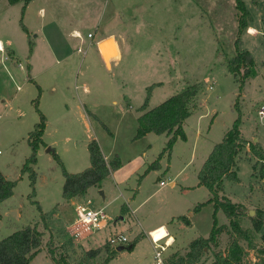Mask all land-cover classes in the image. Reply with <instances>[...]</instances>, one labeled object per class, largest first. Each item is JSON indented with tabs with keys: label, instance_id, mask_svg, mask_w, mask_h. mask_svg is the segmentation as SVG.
<instances>
[{
	"label": "rangeland",
	"instance_id": "obj_1",
	"mask_svg": "<svg viewBox=\"0 0 264 264\" xmlns=\"http://www.w3.org/2000/svg\"><path fill=\"white\" fill-rule=\"evenodd\" d=\"M52 2L54 7L61 10L57 12L60 13V19L62 18L61 22L48 21L47 17L38 14L41 0H36L28 6L29 12L26 16L24 13L27 6L24 8V2L10 4L7 0H0V37L13 41L11 46L16 50L17 63H22L15 64L13 59L8 57V51H0V170L8 179L17 181L13 195L0 203V239L27 224L39 221L45 235L41 254H37L32 264H136L135 255L130 254L129 250L123 251L121 255L122 252L110 246L108 241L111 235L120 233L124 227L103 239L102 235L98 234L106 231L105 229L83 239L72 235L71 231L76 227L73 226L76 221V205H67L66 202L57 204L62 202L63 198V168L54 153H47L45 150L49 147L56 150L58 147L63 155L60 156L57 150L56 152L69 172L80 169L75 171L79 172L88 167L83 164L84 150L90 164L89 149L80 144L89 135L101 142L107 152L112 150L113 156H119L123 163V184L116 186L112 178H106L102 189L94 187L90 190L89 198L97 207L106 206L113 220L120 219L124 199L119 198V188L124 191V186H136L139 178L143 176L140 177L136 172L134 175L132 171L140 167L138 165L142 161H151L154 157L157 159L168 141L166 134L156 133L136 138L137 118L149 88L154 85L152 99L149 101V109H152L183 90L189 83H199L203 87L196 98L195 109L199 104L204 106L200 107L196 117L190 118L187 123L186 130L191 135L190 141L187 145L183 142L178 145L179 152L175 153L176 157L170 159L171 156L166 154L161 157L160 160L163 159L167 164H170L171 160L173 170L169 171L170 168L163 165L162 169L159 168L160 172H151L147 178V193H153L151 205L165 198L169 184L162 187L160 181H168V176L175 177L181 170L177 181L193 185L196 182L195 169L207 151L206 142L196 135L195 120L199 115H202L200 124L203 136L216 143L222 141L225 132L233 127L239 116L242 118L241 130L245 137L257 136L261 137V140L264 139V118L258 114L264 105V35L259 32L249 36L247 31L239 32L241 12L237 7V0ZM248 4L251 7L250 13L254 15L253 25L259 28L261 22L263 26L262 6L256 8L250 0ZM115 10L120 12L119 22L122 24L123 20V28L131 35L133 41L126 44L120 64L109 70L95 54V46L88 33H95L97 38L107 24H112L111 27L118 25L112 21ZM80 19L84 22L76 27L80 29L83 37H73L69 34V29L73 23L76 24V20L81 22ZM23 24L30 28V31L24 30ZM239 35L245 43L244 46H248L255 54L259 75L254 80L246 81L242 88L241 74L228 70V61L236 54L237 45H242L241 42L236 43ZM111 48L108 51H111ZM82 63L91 65L86 75L81 72ZM26 65L31 67V75L51 66L50 72L58 79L62 94L75 98L81 107H85V101L89 99L88 106L99 117L92 116L93 125L85 127V123H81L82 119L76 115L64 118V124H60L51 116L50 136H43V139L48 142L52 138L56 140L57 146L41 144L38 148L37 163L33 166L37 173L35 192L31 185L30 173L22 169L32 154L28 138L35 124L40 121L38 109L45 116L47 110L52 115V109L49 108L51 93L45 88L43 95V88L39 83L28 77ZM84 83L91 89L89 93H84ZM69 103L71 107L72 102ZM210 129L211 132L207 134ZM74 141L78 148L73 145ZM63 146H66L67 150ZM185 146L186 151H182ZM180 153L185 154V157L182 154L179 156ZM192 155L196 159L183 170ZM252 158L251 161L246 157L240 160L239 180H226L225 189L220 192V196L227 194L239 202H244L252 191V199L255 201L238 204H242L246 210L245 215L239 219L240 225L251 232L258 244V248L248 249L247 241L241 240L248 249V259L255 263L260 254L259 248H264V229L255 233L251 218L261 210L259 201L262 207L264 206V173L258 170V164L262 162L257 160L258 164L254 168L252 161H255L256 157L252 154ZM137 170L145 174V168ZM254 171L255 174L261 175L259 181L254 177L255 174H252ZM104 189L106 199L100 194ZM208 197V189L202 186L192 187L183 194L186 207L190 208L184 212L185 215L190 211L199 215L192 217L196 223L192 228L189 226L185 230L180 229L179 242L173 249L168 250L169 256L175 252L186 253L188 242L197 237L196 233L209 236L215 205L208 202L196 208L206 202ZM111 200L113 201L110 202ZM251 211L254 213L251 214ZM158 217L145 219L144 223L157 225ZM216 217L220 225H230V219L222 208L217 211ZM125 223H128L127 218L122 220L120 225ZM111 224L108 228L113 225ZM227 229L229 228L223 230L216 241L212 242L210 249H205L197 264H211L216 252L226 250L232 240V235ZM166 232L167 229L162 227L154 232V235L158 238ZM49 247L54 248L61 263L52 258ZM96 249H100V252L94 257L89 256V252ZM136 250L141 263L153 259L149 236Z\"/></svg>",
	"mask_w": 264,
	"mask_h": 264
},
{
	"label": "trees",
	"instance_id": "obj_2",
	"mask_svg": "<svg viewBox=\"0 0 264 264\" xmlns=\"http://www.w3.org/2000/svg\"><path fill=\"white\" fill-rule=\"evenodd\" d=\"M10 4H16L21 0H7ZM26 3L29 0H24ZM256 1V0H255ZM237 7L240 10L239 32H242L251 20V14L243 0H237ZM24 30L27 27L22 25ZM239 38L236 40L238 44ZM236 54L228 61V70L234 74H241L240 88L246 81L258 76L257 63L252 53L248 50H240L236 47ZM30 67L28 66V70ZM39 85V84H38ZM40 86V85H39ZM154 85L149 88L148 95L144 104L140 107L143 113L138 117V128L136 138H141L150 132L156 134L166 133L169 139L163 152L148 167L147 171L157 169L160 166V159L165 154L170 155L172 148L178 139L187 140V133L184 123L195 111L196 98L202 89L199 83H189L183 90L172 95L167 100L152 109H148L151 92ZM38 107V106H37ZM40 121L35 124L34 130L29 134V143L32 148V154L27 158L23 171L30 173L31 185L35 192L37 173L33 166L37 163V151L41 144H45L43 136L47 126V117L41 110ZM242 118L239 116L234 121L223 140L217 143L210 155L204 162L198 173L200 185H204L212 194L211 198L204 203L196 206L200 208L208 202H213L215 211L213 214V226L208 237L202 235L192 240L186 253L175 252L168 257L166 264H197L203 257L205 249L209 248L212 242H215L218 235L225 230L232 235L228 247L225 251H218L211 264H264V248H259V255L255 263L248 259V249L258 248L251 232L240 225V217L245 215L246 210L242 204L234 203L226 195L220 196V192L225 189V181H237L239 159L243 151L249 147L251 153L261 161V172L264 173V148L259 142L248 140L241 130ZM90 152L91 165L80 172H69L66 170L62 159L56 153L55 149L51 151L55 158L62 165L64 183L62 188L63 198L70 201L72 198H83L92 187H100L102 181L107 178L113 170L122 166L119 156L107 160L99 141L94 138L88 145ZM257 164L254 165V168ZM17 181L8 179L0 171V203L11 197ZM222 208L230 219V225H220L217 221L216 213ZM43 219L45 215L42 214ZM255 233L261 231L264 224V210H260L251 218ZM187 223H190L186 218ZM44 230L40 228L39 221L14 231L8 236L0 239V264H32L33 259L42 250ZM140 236L135 238L129 244L136 245ZM241 240L248 243V249L242 244ZM116 252V250H113ZM52 258L61 263L55 254V250L49 247ZM100 252V249L92 250L89 256L94 257ZM110 259V258H109ZM107 260V262L109 261Z\"/></svg>",
	"mask_w": 264,
	"mask_h": 264
},
{
	"label": "crops",
	"instance_id": "obj_3",
	"mask_svg": "<svg viewBox=\"0 0 264 264\" xmlns=\"http://www.w3.org/2000/svg\"><path fill=\"white\" fill-rule=\"evenodd\" d=\"M35 1L36 0H29L26 3L24 0H21V1L18 2L19 4H20V2H24L26 4L25 6L23 5L24 8L26 6L28 8V11H27V8H26L24 16H26L27 12H29V7ZM38 1H40V0H38ZM41 1H42V3H39L41 5L38 6V14H40L41 16L47 17L48 21L61 22L62 18L60 19V13H57V12H61L60 8L58 7V9H57V7H54L52 0H41ZM243 1L245 2L249 12H251V7L248 4L249 0H243ZM250 1L253 3V5L256 8H258V6H260V7L262 6V13H264V0H256V1L255 0H250ZM3 3H4V5H6L5 2H3ZM250 14H251V20L248 22L247 27L243 30V33L245 31H247L249 36H251V35H257V34H259V32L260 33L262 32L263 35H264V24L262 26L261 22H260V26L261 27L259 26V28L256 27V25H253L252 19H253L254 15L252 13H250ZM119 18H121L120 12L115 10L114 13H113V16H112V21L115 24L117 23L118 25H115V26L111 27L112 24H107L106 28H104V30H103V32L101 33L100 36H98L96 38V34L94 33V37L91 38L92 41H93V44L95 46V54L98 56V58L100 60H102L105 63L106 67L109 70H112L115 65L118 66L120 64V61L122 60V58L124 56V51H125L126 44L129 43V42L132 43V41H133L131 35L129 33H127L126 30L123 28V23H124L123 20H122V24H121L119 22ZM80 20H81V22H77V20H76V24L73 23L75 26L73 25L69 29V34L71 36H73V37H77V38L78 37H80V38L83 37L82 32L80 31V29L78 27H76V25L77 26L81 25L84 22L82 19H80ZM29 29L27 28V32L30 31ZM89 33H91V32H89ZM89 33H88V37H89ZM38 36H39V34L37 33L36 37H38ZM238 38H239L240 42L242 43L241 47L239 46V49L240 50H248V51L251 52V49H249L248 46L247 47L244 46L245 43L241 39V36L238 37ZM109 39H113L114 45H115V48H116V52H117V54H113L111 56V58H110V63H111L110 67L107 65V63L105 61L104 50L102 48V44L107 42V41H109ZM92 41H90V43ZM12 44H13V41L11 39H5L3 37H0V51L1 52H5V53H7V51H8V53H7L8 57L13 59V62H15V64H22V63H17V59L18 58L16 57V50L11 46ZM55 49H56V47H55ZM263 51H264V48H263ZM252 55L255 58V54L252 53ZM66 58H67V56H66ZM6 59H7V56H6ZM255 61H256V58H255ZM82 65H84V64L83 63L81 64V67H82L81 72H82V74L86 75L87 72L91 69V65L90 64H85L84 66H82ZM28 66L29 65H26V70H27V73H28L27 74L28 77L31 80H33L34 82H36L37 84L39 83V85L43 88V95L46 92L45 91L46 89L49 90V92L51 93L50 96H49L50 97L49 108L52 109V115L50 114L49 110L45 111L46 115H47L46 116L47 117V126H46V130H45V133H44V138L50 136L49 135V127H50L51 121H52L51 120V116H52V119H57L58 120L57 122H59L60 124H64V120H63L64 118L73 117L74 115H76L80 119H82L81 123H85L84 124L85 127H89V126L93 125L91 119L93 117L97 118L98 115L93 109H91L88 106V104H89L88 100L89 99L87 100V102L85 101V103H86L85 107H81L77 103L75 98H72L71 96L62 94V92L59 90V87H58V85H59L57 83L58 79H56V77L52 76V74L50 72V70L52 69L51 66L45 67L43 71L34 72L33 75H31V67L29 66L30 69L28 70ZM251 80H254V78L251 79ZM83 90H84V93H86V92L89 93L91 91V89L89 88V86L86 83H84ZM87 98H89V96ZM151 99H152V95L150 96V100ZM70 101L72 102L71 107H70V103H69ZM149 105H150V103L148 104V109H149ZM129 106H131V105L129 104ZM203 106H204L203 104H199V107H197V109H195L193 114L189 118L186 119V121L184 123V128H185V131L187 133V140L184 141L182 139H179L177 141V143L175 144L174 148H172V151H171L170 155L168 153H165L169 157L171 156L170 159L176 157L175 153L179 152L178 151V145L181 142H183L184 145H187V143H189L191 135L188 132V130H186L187 129V123H188L190 118L196 117V115L198 114L197 110L200 107L202 108ZM142 113H143V111L140 110L138 117ZM0 114L2 116V113H0ZM201 116L202 115H199L197 117V119L195 120V123H196V135H197V137L202 138L204 142H206L207 151L203 155V160L200 161V164L195 169V171H196V182L193 185H188V184H184V183H181V182L177 181V178L181 175L182 170L180 172H178L175 175V177H171L172 175L168 176V178H167L168 181H166V185L169 184V187L166 189V197L162 198L158 202H155V204L151 205V196H153L152 195L153 193H151V194L147 193L148 192V189H147V178H148V175L151 172H160L161 171L160 169H162L163 165H165L168 168H170L169 171H172L173 170L172 169V162L170 160V164H167L162 159V160H160V166H159L160 169L157 168V169H152L150 171H147V169L155 161V157L151 161H142V162H140L139 165H138L140 167H138V168H145V174L140 173V171L137 170L138 168L137 169L135 168V170H133L132 172H134L133 173L134 175H135V172H136V174L140 175V177L143 176V178H139V182L137 183L136 186L135 185L132 186V187L124 186V189H125L124 191H122V188H119V190H120L119 198L124 199V205L121 208L122 215H121L120 219L118 218L116 220H112V224L113 225L110 223L112 225L110 228L107 227L105 229L106 231L101 232V233L98 234L99 236L102 235L101 238L103 239V238H106V237L110 236V234L112 232H116V231L119 230V228L124 227L123 231H121V232L126 234L131 241H133L135 238L140 236V240L136 243V245L132 249L129 250L130 254L135 255L136 264H153V259L148 261V262H146V263H141L140 257L137 254V252H136L137 250L136 249H137V246L142 241H144L148 236L150 237V232H152L156 228H158L160 226H163V227H165L167 229V231L169 232V241L172 242V245H171L170 249H173V247L176 246V244L179 242L180 235H181L180 234V229L181 230H185L189 226H191V228H192L194 225H196V223H194L195 221L193 222V218L192 217L195 216V215H199V214H196L195 212L190 211V212H188V215H185L184 212L186 210L190 209V208L186 207L187 203H186V200L183 199V194L186 193L188 191V189H191L192 187H201V186L205 187L204 185H200V180H199V177H198V173H199L200 169L202 168L204 162L206 161V159L210 155L211 151L213 150L214 146L217 144L216 141L212 140L211 138H205L203 136V130H202V127H201V124H200ZM55 128L58 129L57 126H55ZM210 132H211V129H210L209 132H207V134H209ZM226 132H225V134H226ZM150 133H154V132H150ZM150 133H148V134H150ZM164 134H166V133H164ZM225 134H224V136H225ZM243 135H244V133H243ZM167 137L169 139L168 135H167ZM94 138L95 137H92L91 135H89L88 138L85 139L84 141H82L80 144H83L82 145L83 148H84V146H86V148H88L89 143ZM246 138L248 140L253 139L254 142H256V141L259 142L262 145V147L264 148V139L261 140V137L257 138V136H249V137H246ZM45 144L47 146L48 145H50V146L56 145L57 146L56 140H54L52 138H50L48 140V142L45 141ZM73 145L76 146V148H78V145H77V143H75V141L73 142ZM100 145H101V149H102V151H103V153H104V155H105L107 160H111V159H113L115 157L111 153L112 150L107 152L104 149V146L102 145L101 142H100ZM80 147L81 146H79V148ZM49 148L53 149L52 147H49ZM54 148H56V147H54ZM63 148L65 150H67L66 146H63ZM56 150H57V152L59 153L60 156L63 155V153L58 150V147H57ZM183 150L186 151V146L182 149V151ZM45 151L47 153H49L48 148ZM88 153H89V158H90V152H88ZM84 154H85V156H84V160L85 161L83 162V164L85 163L84 167L87 166V165L89 167L91 165V160H90V164H89V159H88V162H87V159H86L85 150H84ZM143 154L145 155L146 151ZM181 154L182 153H180L178 155L180 156ZM185 154H186V152H185ZM185 154H182V155L185 157ZM244 157H246L249 161H251L253 159L252 158V154H251V150H250L249 147H247L243 151V153L241 154L240 159H239V166H240V160L243 159ZM194 158L196 159V157L194 155H192L188 159V161L186 162L185 167L183 168V170L186 167H188L192 162H194L193 161ZM257 160L258 159L256 158V160L252 161V163L253 164H258ZM260 164L261 163L258 164L259 168H260L258 170L261 171ZM239 166H238V171H239ZM84 167H82V168H84ZM122 168H123V163H122V166L119 169L113 170L111 172V174L107 177V178H109V177L112 178L113 181L115 182L116 186H120L119 184H121V185L123 184L121 182L122 181L121 177L123 176ZM76 170H80V169H75V170H72V171L75 172ZM252 174L254 175L255 171L252 172ZM254 177L258 181H259V179H261V175H259L257 173L255 174ZM104 180H106V178ZM162 180L165 181V179H162ZM103 181H102L100 187H98V188H101V189L103 188L102 187ZM166 185H164V186H166ZM92 188H94V187H92ZM92 188H90L88 190V192L85 194V196L83 198H72L70 201H67L64 198H62V202H58L57 204H59V203L62 204L64 202H66L67 205L74 206L79 201H83V200H86V199H91L89 197L91 196L90 195V190ZM159 188H161V187H159ZM105 191L106 190L104 189V194H105ZM211 196H212V194L209 191V197H208L207 200H209L211 198ZM252 196H253L252 191H250V194H248V199L244 200V202H239L236 199H234L233 197H231L230 195L229 196L227 195V197H229L234 203H243V204H246V202H249L250 200L251 201H255V200L252 199ZM106 198H107V195L105 194V196H103V199H106ZM117 198H118V196H117ZM112 201L113 200H111L110 202H112ZM258 203L260 205V209L264 210V206L262 207V203L260 201ZM103 207H106V206H103ZM157 216H159L157 218L159 223L156 222L157 225H149V224L144 223L145 219L156 218ZM126 218H127L128 223L124 224L126 226H124V225L121 226L120 224H121L122 220L124 221V220H126ZM186 218L189 220L190 223H187ZM142 219H143V221H142ZM225 223H222V224H225ZM263 229H264V224H263V227H262L261 230H263ZM211 230H212V227H211ZM211 230H210V232H211ZM200 234H202V233H196L197 237L200 236ZM202 236H204V235L202 234ZM150 242H151V245H152V248H153L151 237H150ZM190 242H188V244ZM125 252H127V251H125ZM40 254H41V252H40ZM122 254H123V251H122L121 255ZM152 254H153V251H152Z\"/></svg>",
	"mask_w": 264,
	"mask_h": 264
},
{
	"label": "built area",
	"instance_id": "obj_4",
	"mask_svg": "<svg viewBox=\"0 0 264 264\" xmlns=\"http://www.w3.org/2000/svg\"><path fill=\"white\" fill-rule=\"evenodd\" d=\"M89 37H94L93 33H89ZM258 114L261 118H264V105L259 109ZM1 117V114H0ZM1 153V150H0ZM162 186L166 185V181L161 180ZM76 221L73 224L75 230L71 231L72 235L76 238H88L97 232L106 229L112 222V218L107 211L106 207L95 206L92 199H86L79 201L75 207ZM163 226H160L150 232L151 241L153 244V264H166L169 257L168 250L170 249L172 242L169 241V232L159 236H154L153 232L159 230ZM110 246L115 249L121 245H127L131 242L129 237L120 232L115 233L108 239Z\"/></svg>",
	"mask_w": 264,
	"mask_h": 264
},
{
	"label": "water",
	"instance_id": "obj_5",
	"mask_svg": "<svg viewBox=\"0 0 264 264\" xmlns=\"http://www.w3.org/2000/svg\"><path fill=\"white\" fill-rule=\"evenodd\" d=\"M109 40H111V39H109ZM102 48H103V50H104V58H105V60H106V58H107L108 56H112V55L114 54V53L106 52V50H105V44H104V43L102 44ZM51 150H52L51 148H48V151H51ZM100 194H101L102 196H105L103 190L100 191ZM252 213H254V211H251V214H252ZM132 248H133V245L128 244V245H121V246L117 247L116 250L122 252V251H125V250H130V249H132Z\"/></svg>",
	"mask_w": 264,
	"mask_h": 264
},
{
	"label": "bare ground",
	"instance_id": "obj_6",
	"mask_svg": "<svg viewBox=\"0 0 264 264\" xmlns=\"http://www.w3.org/2000/svg\"><path fill=\"white\" fill-rule=\"evenodd\" d=\"M252 31H253V30H252ZM104 44H105V50H106V52L117 54V52H116V48H115V50H113L114 47H115L113 39H111V40L105 42ZM110 45H112V46H110ZM113 45H114V47H113ZM111 47H112V48H111ZM109 48H111V51H108ZM110 58H111V57L108 56V57L106 58V60H105L106 63H107V65H108L109 67H110V65H111V63H110ZM157 231H158V230H157ZM157 231H154V232H157ZM154 232H153V234H154ZM154 236H155V235H154Z\"/></svg>",
	"mask_w": 264,
	"mask_h": 264
},
{
	"label": "snow or ice",
	"instance_id": "obj_7",
	"mask_svg": "<svg viewBox=\"0 0 264 264\" xmlns=\"http://www.w3.org/2000/svg\"><path fill=\"white\" fill-rule=\"evenodd\" d=\"M161 232H163V230H161Z\"/></svg>",
	"mask_w": 264,
	"mask_h": 264
}]
</instances>
